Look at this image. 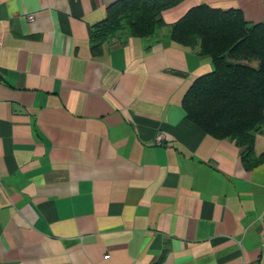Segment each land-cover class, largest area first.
<instances>
[{"label":"crops","instance_id":"1","mask_svg":"<svg viewBox=\"0 0 264 264\" xmlns=\"http://www.w3.org/2000/svg\"><path fill=\"white\" fill-rule=\"evenodd\" d=\"M116 1L0 0V264H264V126L247 153L187 120L213 64L170 36L199 5L264 23V0H178L94 54Z\"/></svg>","mask_w":264,"mask_h":264},{"label":"trees","instance_id":"2","mask_svg":"<svg viewBox=\"0 0 264 264\" xmlns=\"http://www.w3.org/2000/svg\"><path fill=\"white\" fill-rule=\"evenodd\" d=\"M178 0H117L92 32V52L127 27L146 37L163 25L161 12ZM170 36L210 57L213 69L184 95L186 119L207 134L229 138L251 151L264 126V23L250 24L236 9L191 8L170 28ZM245 159V157H244Z\"/></svg>","mask_w":264,"mask_h":264},{"label":"built area","instance_id":"3","mask_svg":"<svg viewBox=\"0 0 264 264\" xmlns=\"http://www.w3.org/2000/svg\"><path fill=\"white\" fill-rule=\"evenodd\" d=\"M155 141L157 144H161L163 141V136L162 135H157L155 138Z\"/></svg>","mask_w":264,"mask_h":264}]
</instances>
